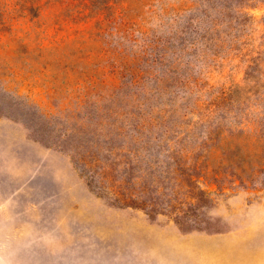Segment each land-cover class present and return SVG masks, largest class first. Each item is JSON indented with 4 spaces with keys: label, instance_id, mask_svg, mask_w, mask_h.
Here are the masks:
<instances>
[{
    "label": "rangeland",
    "instance_id": "obj_1",
    "mask_svg": "<svg viewBox=\"0 0 264 264\" xmlns=\"http://www.w3.org/2000/svg\"><path fill=\"white\" fill-rule=\"evenodd\" d=\"M256 51L264 0H0V264H264V170L207 139Z\"/></svg>",
    "mask_w": 264,
    "mask_h": 264
},
{
    "label": "trees",
    "instance_id": "obj_2",
    "mask_svg": "<svg viewBox=\"0 0 264 264\" xmlns=\"http://www.w3.org/2000/svg\"><path fill=\"white\" fill-rule=\"evenodd\" d=\"M254 54L255 55L248 58L247 62L249 64L247 65V70H250L251 67H254V69H251V71L254 73L256 71L258 72L260 69L262 71L259 73V75L264 78V61L261 58L260 51H256ZM246 76L248 78L249 74H246ZM250 78L256 79L258 77L250 76ZM226 96L227 94L221 95L219 101L220 99L222 101H227L228 97ZM260 117V119L255 118L253 120L245 117L241 122L238 123V125H236L238 132L235 135L228 130H226L227 135H224L215 129L213 137L207 136V139L213 140L217 143H227L228 141L229 143L238 142L237 147H242L240 150H236L235 154L238 155L237 157H241L242 159L256 157V164H259V166L264 170V113L261 114Z\"/></svg>",
    "mask_w": 264,
    "mask_h": 264
}]
</instances>
